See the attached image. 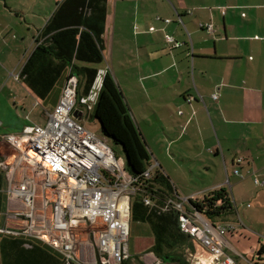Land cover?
Instances as JSON below:
<instances>
[{
	"label": "crops",
	"instance_id": "0c3cea01",
	"mask_svg": "<svg viewBox=\"0 0 264 264\" xmlns=\"http://www.w3.org/2000/svg\"><path fill=\"white\" fill-rule=\"evenodd\" d=\"M61 1L0 0V89L13 78L47 107L44 118L57 103L67 71L44 99L19 73ZM205 22L213 23L212 33L199 26ZM167 35L178 45L171 47ZM103 47L132 119L133 113L142 117L143 142L153 147L151 154L172 191L198 201L222 188L229 191L233 208L211 218L234 225L224 236V253L234 264H264L256 262L264 245V185L254 182L264 181V0H107ZM189 95L193 99L187 102ZM11 99L17 102L16 96ZM31 112L24 115L28 123L23 126L39 124ZM185 166L198 181L184 184L176 176ZM5 209L6 199L0 224ZM132 222L140 224L136 239L151 232V248L149 224ZM34 244L60 259L47 246ZM183 247L185 264H216L225 258L211 259L192 238ZM143 258L157 264L151 256Z\"/></svg>",
	"mask_w": 264,
	"mask_h": 264
},
{
	"label": "built area",
	"instance_id": "2783aa9c",
	"mask_svg": "<svg viewBox=\"0 0 264 264\" xmlns=\"http://www.w3.org/2000/svg\"><path fill=\"white\" fill-rule=\"evenodd\" d=\"M199 26L208 33L214 28L212 22ZM166 41L171 47L178 45L170 35ZM103 60L106 67L98 78L111 71L104 54ZM99 87L98 80L81 104L78 78L68 70L57 103L45 112L44 124H27L19 132L0 135V141L12 150L9 160L0 162L6 198L0 235L19 238L26 247L41 243L56 252L63 264H75L79 263L75 245L80 232L85 247L93 250L90 264H123L130 257L131 203L139 194L144 205L158 212H177L181 232L211 259L225 256L216 264H234L224 253V236L233 224L211 222L191 205L190 200H196L192 196H179L174 191L159 202L156 189L152 192L147 188L159 169L158 162L152 159L142 173L131 174L106 141L80 122L83 112L78 105L96 98ZM192 99L190 95L185 98L187 102ZM241 159L237 157L235 162L240 164ZM233 171L239 173L237 168ZM254 182L264 185L257 178ZM220 203L221 199L215 201V205Z\"/></svg>",
	"mask_w": 264,
	"mask_h": 264
},
{
	"label": "trees",
	"instance_id": "16d2710c",
	"mask_svg": "<svg viewBox=\"0 0 264 264\" xmlns=\"http://www.w3.org/2000/svg\"><path fill=\"white\" fill-rule=\"evenodd\" d=\"M107 0H62L46 22L32 53L23 64L19 76L23 83L40 99H44L56 81L65 71L78 78L77 95L79 102L87 99L100 82L93 115L98 120L102 134L114 143L120 144L127 159L126 168L133 175L143 172L149 162V154L137 130L123 95L110 72L99 76L103 60V33ZM158 170L147 183L160 202L172 195L168 179ZM3 172L0 171V211L3 209L5 194L2 192ZM162 187V188H161ZM221 199L219 205L215 201ZM156 200V199H155ZM191 205L209 219L230 211L232 206L229 191L220 189L205 196L201 201L190 200ZM131 220L149 224L154 242L151 251L163 261L185 264L183 255L169 256L168 252L180 248L189 240L181 232L178 213L169 210L158 212L144 205L142 196L137 194L131 203ZM259 253L264 252L261 245ZM57 256V255H56ZM63 264L42 246L2 236L0 239V264ZM126 262V261H125ZM124 262V263H125Z\"/></svg>",
	"mask_w": 264,
	"mask_h": 264
},
{
	"label": "rangeland",
	"instance_id": "374dc122",
	"mask_svg": "<svg viewBox=\"0 0 264 264\" xmlns=\"http://www.w3.org/2000/svg\"><path fill=\"white\" fill-rule=\"evenodd\" d=\"M105 47H103V49H105ZM2 64H3V59L0 57V76H2V74H3L2 70H1ZM5 64H9V61L6 62ZM20 66L21 65H19L18 69H20ZM98 67L100 69L105 68L106 62L104 60H102V62L100 64H98ZM4 88H5L4 90L0 89V94L4 98L3 103H2V99L0 101V103H1V105H0V121H1L0 135L4 134V133L19 132L22 129L23 125L28 123V121H26L25 117H24L26 112L33 111L30 113V116H32L31 118L35 119V121H33V122H37L41 125L45 123V118L43 117V115H44L43 110L46 109L47 107L42 105L41 101L38 99H35L30 93L28 94L24 90L25 87H22L20 83L15 82L14 79L11 78L8 80V82H6V86ZM95 91L97 92V89H95ZM12 96H16L17 102L12 101V99H11ZM21 99L23 102H20ZM95 102H96V98H93V99H89L85 105H82V106L78 105V108L82 109V112H83V116L80 119V122L84 125L85 128H87L91 132L95 133V135H97L100 138H102L103 140H105L106 143L108 144V146L114 151L117 158L122 160V162L124 164H126L125 154L123 152L121 145L114 143L111 139L105 137L102 134L100 124H99L98 120L93 115V107L95 105ZM21 103L24 104V107H25L24 109L19 108ZM133 119H134L133 120L134 124H135L137 130L139 131L140 136L143 140L142 117H138V114L133 113ZM145 146H146V149H147L148 154H149V163H150L152 161V159H155L151 154L152 152L154 153V150L150 144H145ZM11 153H12L11 147L9 145H7L5 142L0 141V162L2 160H4V161L9 160L8 158L11 157ZM0 169H1V167H0ZM184 172H185V174H184ZM184 172H180L179 174H178V172L175 173V175L178 174L176 176L179 177L183 181L184 184H187L188 182L194 183V182L199 180V178L197 177V174H191L190 169L187 166H185ZM170 180L172 183H175V185H177L176 180L173 177ZM188 180H191V181H188ZM177 187H179V186L177 185ZM178 191L181 192L180 187L178 188ZM209 219L211 222L213 221L210 217H209ZM139 230H140V224L132 222V220H131L130 229H129V250L131 253H132V251H134L133 252L134 254H130L129 259L126 260V262L123 264H146L145 263L146 260H144L143 256H151V258L153 260H155V259L162 260L161 258L157 257L151 251V248H150L151 232L149 230H146V234L143 237V239H136L140 236ZM84 231H85V229H84ZM83 239L84 238L82 237L81 233L79 232L78 237H77V244L75 245L76 246V254H77V258H78L77 260L79 261V263H75V264H90L92 262L91 261L92 257L90 258L91 254L89 253V251H93V250L91 247L89 249L85 248V245L83 243ZM183 249H184V247L181 246L180 248H175L173 250H170L168 252V254H169V256L178 257L179 254H181L182 252H185L184 251L185 249L184 250ZM259 256H261L262 258L260 260H256V262L257 263L264 262V252L259 253ZM169 260L170 259H168L166 261L162 260L164 262L163 264H165ZM146 262H148V261H146ZM148 264H149V262H148ZM166 264H175V262L173 263L172 261H169Z\"/></svg>",
	"mask_w": 264,
	"mask_h": 264
},
{
	"label": "water",
	"instance_id": "95a60500",
	"mask_svg": "<svg viewBox=\"0 0 264 264\" xmlns=\"http://www.w3.org/2000/svg\"><path fill=\"white\" fill-rule=\"evenodd\" d=\"M125 158H126V156H125ZM126 165H127V159H126Z\"/></svg>",
	"mask_w": 264,
	"mask_h": 264
}]
</instances>
